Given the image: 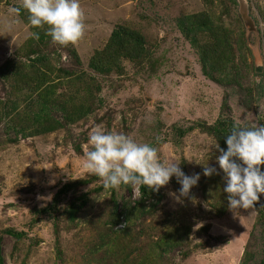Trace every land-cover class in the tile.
I'll return each mask as SVG.
<instances>
[{"label": "rangeland", "instance_id": "obj_1", "mask_svg": "<svg viewBox=\"0 0 264 264\" xmlns=\"http://www.w3.org/2000/svg\"><path fill=\"white\" fill-rule=\"evenodd\" d=\"M80 4L84 36L60 46L29 25L25 10L9 15L20 0H0V109L14 102L12 121L25 133L36 131L24 136L18 126L0 127V264H240L247 245L256 260L263 257L260 233L251 239L256 206L229 209L217 143L207 132L217 120L264 126V0ZM201 11L231 32L238 80L227 86L203 75L197 53L177 29V19ZM9 21L11 30L5 27ZM117 25L137 31L148 56L143 64L120 60L99 75L90 58ZM44 103L50 108L42 117ZM58 122L62 128L41 132ZM97 126L150 144L162 163H179L185 175L199 174V181L177 203L170 193L178 196L180 184L170 178L158 195L151 191L144 198L145 206L161 201L139 218V187L105 193L100 179L82 167ZM204 166L217 171L205 177ZM78 180L89 182L60 193ZM83 194L88 203L71 221L66 210ZM120 211L125 214L112 225Z\"/></svg>", "mask_w": 264, "mask_h": 264}, {"label": "clouds", "instance_id": "obj_2", "mask_svg": "<svg viewBox=\"0 0 264 264\" xmlns=\"http://www.w3.org/2000/svg\"><path fill=\"white\" fill-rule=\"evenodd\" d=\"M21 9L28 13L32 28L44 29L53 43L60 46L75 44L85 33V14L80 0H20V6L8 9L11 16H18ZM5 27L11 30L12 22ZM39 39L38 32H30ZM91 148L83 157L82 167L87 174L96 176L102 182L105 193L124 186H147L151 191L168 184L175 177L180 184L179 195L170 193L177 203L180 197L189 194L200 179V175H185L179 163H162L157 148L148 143H137L123 133L106 131L97 126L89 135ZM226 150L216 148L220 155L216 163L222 171L230 210L249 209L264 195V126L233 127L225 137ZM213 167L204 166L203 175L216 173ZM55 183V180H50ZM51 200V196L45 198ZM202 226V225H200Z\"/></svg>", "mask_w": 264, "mask_h": 264}, {"label": "trees", "instance_id": "obj_3", "mask_svg": "<svg viewBox=\"0 0 264 264\" xmlns=\"http://www.w3.org/2000/svg\"><path fill=\"white\" fill-rule=\"evenodd\" d=\"M219 20H215L214 17L207 11H201L193 14H189L185 17H180L176 20L178 31L184 36L192 48L195 50L199 57V61L202 67L203 75L219 84V85H229L230 82L234 83L238 79L236 78L235 71V56L233 49V40L231 38V32L221 24ZM148 50L145 48L144 38L135 30L125 26L117 25L110 33V36L105 44V46L96 51L94 55L90 58L89 66L97 72L99 75H107L114 70L117 66L116 64L121 60H126L135 64H143L148 56ZM38 58V57H37ZM38 59H34L36 61ZM24 81L28 79L27 76L22 75ZM11 104L12 107L9 110L3 111L0 109V127H4L5 131H11L18 126V132L22 135H32L36 131H30L25 133L23 129L20 128V124L17 125L12 121V114L16 112L17 106L14 102ZM49 103H44L41 108L42 117L48 116L47 109ZM61 109L66 111V106L61 105ZM71 117L69 122H74L73 112L70 113ZM233 127L239 128L236 124L231 121L225 123L222 120H217L216 123L209 127L208 134L213 137L216 143L219 145V149L226 150L225 137L228 135ZM62 128V125L58 122L52 127H42V133H48L54 130ZM78 149V148H77ZM218 154L220 151L217 149ZM261 170L264 171V165H261ZM89 181L78 180L73 183H69L64 186L60 193L66 192L72 186L75 185H86ZM140 202L138 204V217L141 218L145 216L147 212H150L152 206H156V203L161 201V197H157L156 203L145 206L143 204L144 198L148 197L151 190L147 186H139ZM101 190H97L99 192ZM157 195L158 192H155ZM227 202V197L225 199ZM88 203V194H83L79 196L78 201L72 202L67 208V214L71 221L77 219V214L82 210V208ZM136 204V205H137ZM256 206V220L253 224L251 231V236L253 239L256 232L260 233V237L264 244V195L262 198L255 203ZM125 214L122 211L120 213H115V218L111 224H117L122 215ZM128 217L125 220L128 221ZM255 226V227H254ZM258 227V228H257ZM259 229V231H258ZM8 233L14 237H19V233H14L13 231H8ZM251 242V241H250ZM249 244V243H248ZM167 248H170L168 244ZM172 245V247H174ZM240 264H264V256L260 259H255V255L250 253L248 245L243 253Z\"/></svg>", "mask_w": 264, "mask_h": 264}, {"label": "water", "instance_id": "obj_4", "mask_svg": "<svg viewBox=\"0 0 264 264\" xmlns=\"http://www.w3.org/2000/svg\"><path fill=\"white\" fill-rule=\"evenodd\" d=\"M261 70L260 69H257V72H260Z\"/></svg>", "mask_w": 264, "mask_h": 264}]
</instances>
